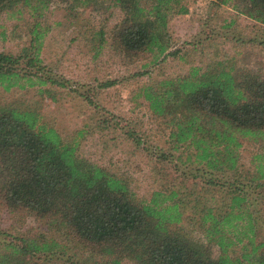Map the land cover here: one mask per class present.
<instances>
[{
    "label": "trees",
    "instance_id": "1",
    "mask_svg": "<svg viewBox=\"0 0 264 264\" xmlns=\"http://www.w3.org/2000/svg\"><path fill=\"white\" fill-rule=\"evenodd\" d=\"M105 1L0 0V14L12 20L8 37L21 40L15 52L0 51V90L32 88L37 96L0 97V207L41 227L19 235L0 229V264H264V150L250 158L251 171L239 169L243 144L264 143V75L236 67V53L210 45L209 36L195 35L207 40L205 52L190 41L191 48L172 46L167 24L190 14L188 0ZM207 2L264 27V0ZM95 3L119 17L83 36L93 56L107 45L129 61L144 57L141 67L166 55L185 66L137 92L166 129V148L145 145L138 129L118 119L99 120L98 129L118 130L147 157L154 187L143 195L126 173L78 155L86 123L65 138L41 110L42 99L55 102L61 91L97 107L91 86L83 89L40 56L49 9ZM233 23L228 17L220 26Z\"/></svg>",
    "mask_w": 264,
    "mask_h": 264
},
{
    "label": "rangeland",
    "instance_id": "2",
    "mask_svg": "<svg viewBox=\"0 0 264 264\" xmlns=\"http://www.w3.org/2000/svg\"><path fill=\"white\" fill-rule=\"evenodd\" d=\"M207 1L188 0L190 14L173 16L169 20L167 28L172 46L183 50L191 48L192 43H200L201 46L197 48L202 47L205 52L210 49L207 47V40L205 39L204 43L194 40L197 35L198 39L204 35L209 36V40H213L210 45L216 44L219 50L223 49L228 55L236 53V67L258 70L260 75H264V27L249 21L240 13L237 14L229 6L217 8L209 5ZM118 17L116 8L97 7L96 3L72 11L55 6L46 12L45 20L50 29L42 40L41 58L64 77L79 86L84 84L83 89L91 86L95 91L89 94L97 107H90L72 92L61 91L55 102L42 99L41 110L46 116H52L51 121L65 138L69 137L74 129L82 128L86 123V131L77 147L78 155L126 173L133 180L134 191L143 195L154 187L147 167V157L131 142L125 140L118 130L98 129L101 126L99 120L108 118L107 123L111 125L118 119L120 124L138 129L144 136L145 145L166 148V129L160 119L149 113L146 102L137 92L141 85L161 77L174 76L183 71L185 66L166 55L153 65L141 67L146 60L144 57L139 56L138 60L129 61V57L116 54L107 45L93 56L94 50L87 45L83 36H88L90 28L108 30ZM207 17H212V20L207 21ZM228 17H232L234 23L229 27H221ZM11 24L12 20L1 13L0 51L15 52L21 43L19 37H8L11 35ZM3 31L5 33H2ZM104 79H112L113 85L96 88V82ZM10 96L27 100L37 97L32 88L26 91L14 89L11 92L0 90V97ZM262 150L264 143L258 145L245 142L240 149L239 169L246 168L251 171L250 158ZM0 229L19 235L33 233L41 227L30 218L10 213L0 207ZM190 236L200 238L196 232H192ZM93 259L100 261L107 260V257L95 255ZM119 264L132 263L122 259Z\"/></svg>",
    "mask_w": 264,
    "mask_h": 264
}]
</instances>
